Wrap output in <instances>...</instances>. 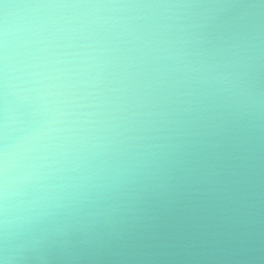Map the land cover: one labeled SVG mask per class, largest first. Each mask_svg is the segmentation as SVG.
Wrapping results in <instances>:
<instances>
[{
  "label": "clouds",
  "instance_id": "clouds-1",
  "mask_svg": "<svg viewBox=\"0 0 264 264\" xmlns=\"http://www.w3.org/2000/svg\"><path fill=\"white\" fill-rule=\"evenodd\" d=\"M0 264H264V0H0Z\"/></svg>",
  "mask_w": 264,
  "mask_h": 264
}]
</instances>
